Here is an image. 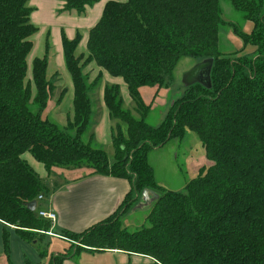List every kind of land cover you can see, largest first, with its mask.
<instances>
[{"label":"trees","instance_id":"16d2710c","mask_svg":"<svg viewBox=\"0 0 264 264\" xmlns=\"http://www.w3.org/2000/svg\"><path fill=\"white\" fill-rule=\"evenodd\" d=\"M100 1L66 0L63 12L83 15ZM227 1L253 24L250 34L237 27L233 32L245 48L257 49L255 58L219 51L226 26L219 0L110 1L90 31L87 55H77L79 36L63 37L74 85V113L63 131L42 116L57 78H48L46 56L34 59L29 78L38 28L31 23L28 0H0V221L15 226L26 241L51 229L28 209L46 188L21 158L25 153L48 172L86 167L131 185L107 219L80 234L64 231L71 250L52 255L49 264H65L83 251H121L151 258L152 264H264V0ZM184 57L213 60L211 86L190 85L164 122L150 126L145 122L150 107L140 91L169 87ZM91 63L124 80L141 117L124 109L119 86L105 87L110 117L128 125L127 138L120 130L112 135L113 165L93 135L84 141L93 112L89 91L102 77L89 86L83 70ZM187 130L198 136L213 165L200 169L186 194L164 190L149 154L184 138ZM150 190L161 195L142 228L128 231L123 218Z\"/></svg>","mask_w":264,"mask_h":264},{"label":"crops","instance_id":"0c3cea01","mask_svg":"<svg viewBox=\"0 0 264 264\" xmlns=\"http://www.w3.org/2000/svg\"><path fill=\"white\" fill-rule=\"evenodd\" d=\"M110 1L125 3L128 0H101L92 6L86 7V11L83 15L63 12L66 0H28V6L32 9L31 23L38 28L37 34H35L32 38L34 49L28 61L29 78L32 79L30 73L32 72V63L34 59L46 56L48 60V71L50 70L51 72L50 79L56 76L57 78L54 81V86L56 89H62V94L64 93V96L61 95L58 101V107L64 103L67 96L70 98L72 103L74 100V85L67 70L63 48V37L73 41L77 36H79L80 43L77 48V55H87V45L90 31L100 22L105 6ZM44 7L47 8V17L43 15ZM39 14L46 20H41L39 18ZM83 72L88 78L89 85H94L99 75H102L100 82L93 87L91 86L92 88L89 91L91 101L92 99H96V101L100 104L101 111L99 114V120L98 123L94 122L97 115L94 113L95 104L92 101V119L89 132L84 137V141L87 142L90 136L93 135L95 145L97 147L101 149H103V146L113 147L112 135L115 133L112 125L113 118L110 117L104 103V89L107 85L119 86L124 102L127 103V105H130L132 99L129 94L128 86L122 78L113 77L105 70L99 68L95 63L89 64ZM147 90H149L150 97L154 96V101H156L159 93L162 91V89L157 90L156 88H142L140 92L143 99L144 92H147ZM52 95L49 102L52 99ZM52 104L55 103H50V106ZM46 109L48 110V106ZM46 109L42 114L43 117ZM73 113L74 108L72 114H67V122L69 118L73 117ZM46 117L49 119L51 116L49 117V115H47ZM68 133L71 136H75V131L71 130ZM21 158L27 162L46 188V192L43 194V200L40 201L42 202V211L52 212L57 215V221L53 228L54 233L57 234H63L64 231L80 234L101 223L117 210L131 190L129 181L96 175L90 168L81 167L70 169L56 167L48 172L45 169V166L36 161L30 153H25ZM109 162L111 165L115 163V150L114 156L112 160L109 158ZM200 169H198V171H200ZM141 196H139L138 200ZM38 204L36 209H38ZM16 230L17 228L15 226L8 225L0 221V237L2 232H4L5 235H7V233H11L12 241L16 242L18 240L15 235V233L18 234ZM44 237L49 236L44 235ZM65 242L68 249L66 248L62 251V254L70 251L71 246L73 245V243H70L69 241ZM92 253L115 256L114 258L117 261H113V264L153 263L151 258L139 255H128L121 251ZM76 260L77 258L74 257L71 260L66 261L65 264H78ZM0 264H8L6 259L3 257L1 245ZM14 264H20V262L17 261Z\"/></svg>","mask_w":264,"mask_h":264},{"label":"rangeland","instance_id":"374dc122","mask_svg":"<svg viewBox=\"0 0 264 264\" xmlns=\"http://www.w3.org/2000/svg\"><path fill=\"white\" fill-rule=\"evenodd\" d=\"M219 7L222 12V19L226 23V26L222 27L220 30L219 51L223 55H228L233 58L241 56L255 58L257 49L252 46L245 48L242 40L233 32L236 30L235 27H237L243 33L250 34L253 31V24L246 21L241 13L235 11L229 1L219 0ZM43 15L47 17L46 7L43 8ZM39 18L44 21L46 20L40 14ZM206 61L207 60L205 59L184 57L179 61L175 68L172 83L169 87L162 89L156 101L153 99L154 96H149V90L144 92L143 100L145 101V104L150 107V112L145 120L147 124L153 127H158L164 122L172 104L176 100L182 98L185 91L190 86L188 76L191 72L204 66ZM50 75L51 72L49 70V79ZM30 76H32V72L30 73ZM61 95L62 89L55 88L52 99L48 105V110L46 109L43 118L56 124L59 129L65 131L68 126L66 116L68 113L72 114L73 103L67 96L64 103L58 107V101ZM94 100L96 101V99H92L95 104L94 113L97 115L94 122L98 123L101 109L98 101L95 102ZM53 102L55 104L50 106V103ZM124 109L129 111L134 119H141L135 109L133 101H131L130 105H127V103L124 102ZM47 115L51 117L48 119L46 117ZM112 125L115 133L120 130L125 138L128 137V125L126 123L117 119H112ZM103 149L112 160L114 156V147L103 146ZM149 164L153 168L155 179L162 189L182 194L187 193L186 185L192 179L197 177L199 172L198 169L213 165V163L207 158L202 142L198 136L189 130L186 131L184 138L172 140L163 149L150 153ZM151 192L154 195L153 198H151L152 200L147 201L143 194L136 202V205L133 206V209H131L132 211L130 210L122 221L123 227L128 231L134 232L140 230L145 224V218L153 207L156 197L161 195V191ZM41 203L42 202H39L38 204L39 211L43 209ZM10 234L7 233V235H5L4 232H2L0 237L3 257L8 264H14L17 261L20 262V264H49V257L51 255L62 254V251L66 248L68 249V246L66 247V239L64 241L43 236L34 241H26L15 233L18 240L13 242L12 234ZM69 242L72 243V241ZM43 252H46L47 254L45 257L41 256ZM114 257L115 256L107 254L81 252L79 256L77 255L76 262L78 264H113V261L116 260Z\"/></svg>","mask_w":264,"mask_h":264},{"label":"water","instance_id":"95a60500","mask_svg":"<svg viewBox=\"0 0 264 264\" xmlns=\"http://www.w3.org/2000/svg\"><path fill=\"white\" fill-rule=\"evenodd\" d=\"M212 65H213V60H207L204 66L191 72V74L188 76V81L190 82V85L201 84L210 87L211 86L210 75H211ZM153 196L154 195L151 191L144 192V198L147 201H151L152 200L151 198H153ZM36 207H37L36 201H33L28 205V209L31 212H35Z\"/></svg>","mask_w":264,"mask_h":264},{"label":"built area","instance_id":"2783aa9c","mask_svg":"<svg viewBox=\"0 0 264 264\" xmlns=\"http://www.w3.org/2000/svg\"><path fill=\"white\" fill-rule=\"evenodd\" d=\"M42 200H43V195H40L36 200L37 204ZM36 213H37L38 218L49 222L51 225V229L48 232H41V233H43L46 236L52 237V238L65 240V237L63 236V234H57V233H54L53 231L54 224L57 221V215L55 213L45 212L42 210L39 211V209H36Z\"/></svg>","mask_w":264,"mask_h":264}]
</instances>
